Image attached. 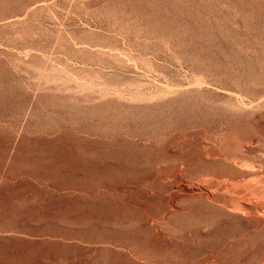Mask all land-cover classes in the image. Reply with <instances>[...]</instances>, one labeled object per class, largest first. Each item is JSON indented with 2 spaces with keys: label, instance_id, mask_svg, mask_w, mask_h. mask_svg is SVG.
Masks as SVG:
<instances>
[{
  "label": "rangeland",
  "instance_id": "374dc122",
  "mask_svg": "<svg viewBox=\"0 0 264 264\" xmlns=\"http://www.w3.org/2000/svg\"><path fill=\"white\" fill-rule=\"evenodd\" d=\"M0 264H264V0H0Z\"/></svg>",
  "mask_w": 264,
  "mask_h": 264
},
{
  "label": "bare ground",
  "instance_id": "6f19581e",
  "mask_svg": "<svg viewBox=\"0 0 264 264\" xmlns=\"http://www.w3.org/2000/svg\"><path fill=\"white\" fill-rule=\"evenodd\" d=\"M231 206V205H230ZM238 210V209H237Z\"/></svg>",
  "mask_w": 264,
  "mask_h": 264
}]
</instances>
